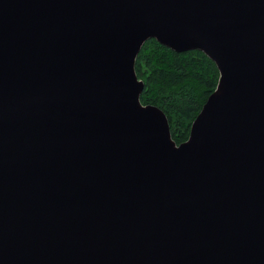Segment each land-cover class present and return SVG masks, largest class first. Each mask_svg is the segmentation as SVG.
I'll return each mask as SVG.
<instances>
[{
	"label": "water",
	"instance_id": "1",
	"mask_svg": "<svg viewBox=\"0 0 264 264\" xmlns=\"http://www.w3.org/2000/svg\"><path fill=\"white\" fill-rule=\"evenodd\" d=\"M150 38L220 71L179 143ZM0 264H264V0H0Z\"/></svg>",
	"mask_w": 264,
	"mask_h": 264
},
{
	"label": "trees",
	"instance_id": "2",
	"mask_svg": "<svg viewBox=\"0 0 264 264\" xmlns=\"http://www.w3.org/2000/svg\"><path fill=\"white\" fill-rule=\"evenodd\" d=\"M136 70L145 81L141 100L165 110L178 143L187 139L194 118L218 84L215 61L200 49L176 51L150 38L138 54Z\"/></svg>",
	"mask_w": 264,
	"mask_h": 264
},
{
	"label": "rangeland",
	"instance_id": "3",
	"mask_svg": "<svg viewBox=\"0 0 264 264\" xmlns=\"http://www.w3.org/2000/svg\"><path fill=\"white\" fill-rule=\"evenodd\" d=\"M143 103H144V102H143ZM190 130H191V128H190ZM189 134H190V131H189ZM188 137H189V135H188ZM188 137H187V138H188Z\"/></svg>",
	"mask_w": 264,
	"mask_h": 264
}]
</instances>
